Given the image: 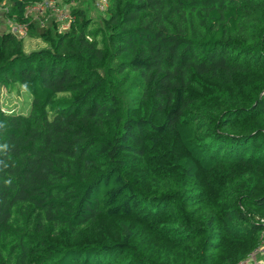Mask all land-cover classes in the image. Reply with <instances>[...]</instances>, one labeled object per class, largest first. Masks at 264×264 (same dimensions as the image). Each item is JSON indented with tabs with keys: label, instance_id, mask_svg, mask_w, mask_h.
<instances>
[{
	"label": "trees",
	"instance_id": "obj_1",
	"mask_svg": "<svg viewBox=\"0 0 264 264\" xmlns=\"http://www.w3.org/2000/svg\"><path fill=\"white\" fill-rule=\"evenodd\" d=\"M43 1L0 0L47 45L0 35V90L32 97L0 102V264L243 263L264 239V0H102L98 24L51 0L61 33L27 14Z\"/></svg>",
	"mask_w": 264,
	"mask_h": 264
},
{
	"label": "rangeland",
	"instance_id": "obj_2",
	"mask_svg": "<svg viewBox=\"0 0 264 264\" xmlns=\"http://www.w3.org/2000/svg\"><path fill=\"white\" fill-rule=\"evenodd\" d=\"M102 0L98 1H92V0H82L80 5L84 8H86L89 12V15L91 19H94V23L98 24L102 21V16L104 15L103 9H102ZM4 3V2H3ZM1 6V5H0ZM1 6L2 9H6ZM60 9H63V12L60 11L58 13V17L61 18L62 16L67 17L70 15V7L68 5H63L60 1ZM49 16V15H48ZM58 17L56 15H52V17L49 19L50 23H54L57 25V30L61 33L64 32L66 29H68L71 25L69 22V19L66 21H59ZM36 20L40 18H35ZM4 21V20H3ZM4 24H7L6 21L3 22ZM67 27V28H66ZM28 35V26L26 25V34L20 37L19 39H23L24 44V50L25 52H31L40 50L42 48L47 47L46 43H44L41 39L32 38ZM24 37V38H23ZM4 89L0 90V102L1 100L3 103L1 104L4 109H12L16 111H24L28 110L29 104L32 101V97L29 93V91L21 86L20 84H15L12 86L11 84L4 85ZM170 139H173V135L169 136ZM98 235H110V236H116V227L113 222H102L100 223V226H98L95 229V232ZM262 237H264V234H262ZM264 257V239L262 244L259 246V249L254 251L252 254H250L247 259L241 263V264H258L262 261Z\"/></svg>",
	"mask_w": 264,
	"mask_h": 264
},
{
	"label": "built area",
	"instance_id": "obj_3",
	"mask_svg": "<svg viewBox=\"0 0 264 264\" xmlns=\"http://www.w3.org/2000/svg\"><path fill=\"white\" fill-rule=\"evenodd\" d=\"M0 5L2 6V4ZM1 6H0V35L4 33H10L18 38L25 35L26 24L17 23L13 19L7 18L5 16L6 9H2ZM60 11L63 12V9H60V6L57 4L56 1H51V0H44L41 3H35L33 5L28 6L27 8L28 15L30 16L32 15L33 18H40L38 20L40 21L41 26H46L47 21L52 17V15H56L58 17V13ZM58 19L59 21H63V20L66 21L67 19H69L70 22L71 16L70 15H68L67 17L62 16L61 18L58 17ZM3 20L6 21L7 24H4Z\"/></svg>",
	"mask_w": 264,
	"mask_h": 264
},
{
	"label": "clouds",
	"instance_id": "obj_4",
	"mask_svg": "<svg viewBox=\"0 0 264 264\" xmlns=\"http://www.w3.org/2000/svg\"><path fill=\"white\" fill-rule=\"evenodd\" d=\"M6 147V146H5Z\"/></svg>",
	"mask_w": 264,
	"mask_h": 264
}]
</instances>
